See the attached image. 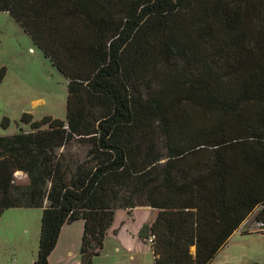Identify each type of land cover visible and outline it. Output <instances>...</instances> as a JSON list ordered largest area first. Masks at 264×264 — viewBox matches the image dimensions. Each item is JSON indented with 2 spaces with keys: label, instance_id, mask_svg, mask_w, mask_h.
<instances>
[{
  "label": "trees",
  "instance_id": "trees-1",
  "mask_svg": "<svg viewBox=\"0 0 264 264\" xmlns=\"http://www.w3.org/2000/svg\"><path fill=\"white\" fill-rule=\"evenodd\" d=\"M0 11L68 81L65 120L25 113L31 131L0 135V216L43 210L34 264H50L80 220L92 264L116 211L141 205L157 210L140 232L155 234L154 264H210L261 205L264 223V0H0Z\"/></svg>",
  "mask_w": 264,
  "mask_h": 264
},
{
  "label": "rangeland",
  "instance_id": "rangeland-1",
  "mask_svg": "<svg viewBox=\"0 0 264 264\" xmlns=\"http://www.w3.org/2000/svg\"><path fill=\"white\" fill-rule=\"evenodd\" d=\"M1 69H5V76L0 82V135L14 134L19 129L31 131V123L21 120L25 113L32 122L47 116L66 119V77L7 11H0ZM5 118L9 120L7 126L3 125ZM16 177L18 182L27 180L22 172H17ZM262 209V205L255 208L210 264H264V224L257 221ZM42 213L38 207L9 208L2 213L0 264H34ZM83 226L80 220L62 227L50 255L51 264H80ZM114 228L106 235L103 249L92 264H154L147 239L132 230H122L117 235Z\"/></svg>",
  "mask_w": 264,
  "mask_h": 264
},
{
  "label": "crops",
  "instance_id": "crops-1",
  "mask_svg": "<svg viewBox=\"0 0 264 264\" xmlns=\"http://www.w3.org/2000/svg\"><path fill=\"white\" fill-rule=\"evenodd\" d=\"M156 216H157V210L148 206H137L131 211H128L126 209H119L116 211L114 222L112 227H110V229L115 227L114 232L117 235H119L122 232V230H125L126 232H130V230H132L137 232L139 237L142 238V236L140 235L141 230L145 226H150L152 222L155 220ZM139 220L141 221L138 222ZM130 223H132L131 224L132 226H130ZM110 229L108 230L107 234L109 233ZM80 264H81V256H80Z\"/></svg>",
  "mask_w": 264,
  "mask_h": 264
},
{
  "label": "built area",
  "instance_id": "built-area-1",
  "mask_svg": "<svg viewBox=\"0 0 264 264\" xmlns=\"http://www.w3.org/2000/svg\"><path fill=\"white\" fill-rule=\"evenodd\" d=\"M260 224H264V223H262V222H259ZM155 234H153V233H150L149 234V236H148V238H147V241L150 243V244H152L153 242H154V240H155Z\"/></svg>",
  "mask_w": 264,
  "mask_h": 264
},
{
  "label": "water",
  "instance_id": "water-1",
  "mask_svg": "<svg viewBox=\"0 0 264 264\" xmlns=\"http://www.w3.org/2000/svg\"><path fill=\"white\" fill-rule=\"evenodd\" d=\"M192 250L195 251V247H193Z\"/></svg>",
  "mask_w": 264,
  "mask_h": 264
}]
</instances>
